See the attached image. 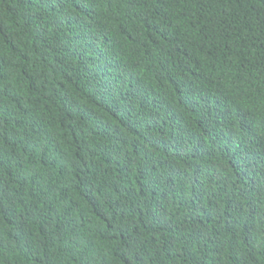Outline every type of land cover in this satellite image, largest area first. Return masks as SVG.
Masks as SVG:
<instances>
[{
    "label": "trees",
    "instance_id": "obj_1",
    "mask_svg": "<svg viewBox=\"0 0 264 264\" xmlns=\"http://www.w3.org/2000/svg\"><path fill=\"white\" fill-rule=\"evenodd\" d=\"M0 264H264V0H0Z\"/></svg>",
    "mask_w": 264,
    "mask_h": 264
}]
</instances>
